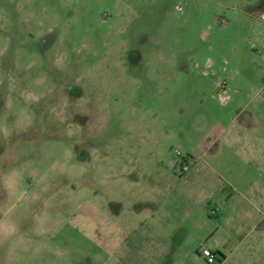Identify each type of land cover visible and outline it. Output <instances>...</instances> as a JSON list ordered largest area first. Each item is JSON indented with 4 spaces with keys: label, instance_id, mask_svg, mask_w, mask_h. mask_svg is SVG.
<instances>
[{
    "label": "rangeland",
    "instance_id": "obj_1",
    "mask_svg": "<svg viewBox=\"0 0 264 264\" xmlns=\"http://www.w3.org/2000/svg\"><path fill=\"white\" fill-rule=\"evenodd\" d=\"M263 65L264 0H0V264H264Z\"/></svg>",
    "mask_w": 264,
    "mask_h": 264
},
{
    "label": "crops",
    "instance_id": "obj_2",
    "mask_svg": "<svg viewBox=\"0 0 264 264\" xmlns=\"http://www.w3.org/2000/svg\"><path fill=\"white\" fill-rule=\"evenodd\" d=\"M262 68L264 69V65ZM261 157L262 155L260 153L249 152L228 154L213 153L206 158H201V164H198L196 161L193 162L192 165L196 166V173H199V175H201L202 172H204L201 171L202 166L205 168L204 170L209 173L210 178H221L222 181L232 189L231 193H229L228 190L222 191L221 198L226 200L224 203V208L226 209H224V212H221L220 215H218V213L216 214L217 216H219L218 220H222L227 224L234 225L248 224L250 225L249 231L256 229L255 214L260 213L261 211L255 201L256 192L254 190V184L257 181L255 171H259L262 166ZM246 177L249 178L246 179ZM247 185L248 187H246ZM249 192L255 193L253 195H249ZM231 195L233 196L231 197ZM209 199L210 201H212L211 197ZM209 203L211 204V202ZM240 207H243V211L236 210ZM213 208H215V206H213ZM232 235L233 237L242 238V236L244 235V227H234V229H232ZM213 251L215 252L214 249ZM232 253L233 252L231 251L228 255L231 256ZM229 256H226V258H228Z\"/></svg>",
    "mask_w": 264,
    "mask_h": 264
},
{
    "label": "built area",
    "instance_id": "obj_3",
    "mask_svg": "<svg viewBox=\"0 0 264 264\" xmlns=\"http://www.w3.org/2000/svg\"><path fill=\"white\" fill-rule=\"evenodd\" d=\"M179 153V152H178ZM182 168H183V170H187L188 169V166L187 165H185V163L184 164H182ZM200 255L206 260V262L207 263H209V264H214L215 262H216V254H215V252L211 249V248H209V247H207V246H204V245H202L201 247H200Z\"/></svg>",
    "mask_w": 264,
    "mask_h": 264
}]
</instances>
